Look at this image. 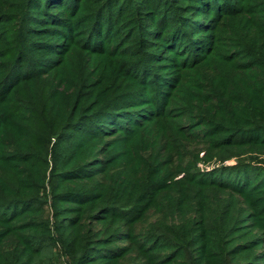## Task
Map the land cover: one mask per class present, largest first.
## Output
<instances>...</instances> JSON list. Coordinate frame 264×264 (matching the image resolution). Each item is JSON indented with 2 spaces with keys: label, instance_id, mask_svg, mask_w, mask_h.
I'll return each mask as SVG.
<instances>
[{
  "label": "trees",
  "instance_id": "obj_1",
  "mask_svg": "<svg viewBox=\"0 0 264 264\" xmlns=\"http://www.w3.org/2000/svg\"><path fill=\"white\" fill-rule=\"evenodd\" d=\"M0 264H264V0H0Z\"/></svg>",
  "mask_w": 264,
  "mask_h": 264
},
{
  "label": "rangeland",
  "instance_id": "obj_2",
  "mask_svg": "<svg viewBox=\"0 0 264 264\" xmlns=\"http://www.w3.org/2000/svg\"><path fill=\"white\" fill-rule=\"evenodd\" d=\"M234 162H235L234 160L229 161V163H234Z\"/></svg>",
  "mask_w": 264,
  "mask_h": 264
}]
</instances>
